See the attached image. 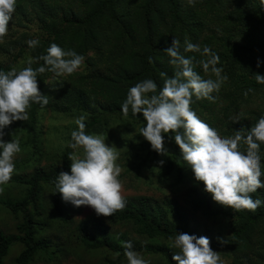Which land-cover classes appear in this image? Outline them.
<instances>
[{"label": "trees", "instance_id": "16d2710c", "mask_svg": "<svg viewBox=\"0 0 264 264\" xmlns=\"http://www.w3.org/2000/svg\"><path fill=\"white\" fill-rule=\"evenodd\" d=\"M29 8L42 30L36 38L39 44L35 48L28 47V50L21 47L13 55L12 62L0 63V70L13 69L26 50L32 53L33 69L43 65L39 57L46 53L51 43L75 50L85 62L83 68L79 67L71 75L51 71L38 74L39 89L48 96L49 102L43 107L33 103L27 109L28 125L33 130L29 144L32 162L38 159L35 124L39 109L66 111L75 108L87 112L90 120L84 122L85 132L101 131L107 113L122 114L121 105L130 87L152 79L158 92L164 80L174 74L176 69L169 64L170 58L164 53L174 37L181 42L182 54L194 58L195 70L203 78L215 79L201 63L206 62L211 53L219 57L216 66L222 69L221 75L227 77L220 91L213 93L214 100L193 97L191 107L201 120L217 129L220 135L230 137L241 128L253 126L264 115V84L257 83L255 78L256 73L264 75V63L257 68V59L264 61L262 0H197L194 6H190L187 0H18V12L26 14ZM185 40L198 44L201 51L184 52ZM205 47L211 52L203 53ZM128 114L132 115L131 111ZM169 137H174V133H167L164 139L176 152L168 168L171 171L178 159L182 164L185 162L174 139ZM71 142L65 147L60 165L34 170L25 181L28 188L21 198L0 201L20 218L12 232L0 227V264H6L11 249L17 245L21 248L15 264H32L40 254L56 259L57 249H52V238L41 233V191L44 183L53 186V209L66 220L61 196L55 193V178L61 171L70 172ZM245 147L241 144L242 151ZM261 151L264 153V145ZM251 195L253 199L264 201V189ZM124 200V208L108 217L131 226L141 237L170 240L176 232L205 236L209 238L213 251H227L234 264L243 261L245 264H264V205L254 211L230 210L235 219L232 234L212 238L191 225L187 210L178 203L169 201L164 208L146 197ZM191 207L207 216L224 212L211 206L206 192L194 197ZM77 239L88 249L105 250L116 254L118 259L125 257L123 243L128 240L133 242L138 253L163 255L165 264H175L172 256L178 251L167 245L129 238L127 233H114L100 218L81 221L77 227ZM102 264H117V260L107 258Z\"/></svg>", "mask_w": 264, "mask_h": 264}, {"label": "clouds", "instance_id": "9594fccd", "mask_svg": "<svg viewBox=\"0 0 264 264\" xmlns=\"http://www.w3.org/2000/svg\"><path fill=\"white\" fill-rule=\"evenodd\" d=\"M17 2L0 0V38L9 30ZM187 3L194 6L197 0H187ZM26 43L35 48L39 41L32 39ZM183 51L200 52L201 49L198 44L185 40ZM210 52L207 47L203 49L205 54ZM164 53L170 58L169 64L176 69L174 74L164 80L158 92L152 79L130 87L121 105L122 114L127 116L131 111L133 116H137L142 113L144 126L140 135L157 154L168 153L164 146L165 134L174 133V137L169 139H174L181 159L192 170L195 181L203 182L204 191L211 194L213 201L235 210H256L264 205V201L253 199L251 195L258 189H264V153L261 151L264 115L253 126L235 131L233 136L220 135L191 107L193 97L214 100L213 93H218L227 80L221 75L222 69L216 66L219 57L211 53L206 62H201L203 69L206 72L210 70L215 76V79H205L195 70L194 58L182 54L180 40L174 37ZM39 59L43 65L35 69L29 63L20 70H0V185L11 179L15 158L21 152L20 142L13 138L12 133L10 140H4L5 129L14 121H26L31 104L43 107L49 102L48 96L39 89L38 74L51 71L71 75L80 67L83 56L75 50L51 43ZM262 63L264 61L257 59V68ZM255 78L257 83L264 84V75L256 73ZM76 124L77 129L71 132L70 147L82 149L83 156L69 154L70 172L61 171L56 175L55 193H59L65 203L75 207L89 206L98 216H112L125 206L119 180L121 168L116 163L118 153L100 135L85 132L84 117H79ZM241 144L246 146L243 151ZM159 163L163 165L164 161ZM170 240V247L178 249L172 256L175 264H221L218 252L210 247L208 237L176 232ZM123 248L128 264H149L134 250L131 240L125 241Z\"/></svg>", "mask_w": 264, "mask_h": 264}, {"label": "rangeland", "instance_id": "374dc122", "mask_svg": "<svg viewBox=\"0 0 264 264\" xmlns=\"http://www.w3.org/2000/svg\"><path fill=\"white\" fill-rule=\"evenodd\" d=\"M42 30L31 8L26 14L15 10L12 21L9 22L7 34L0 38V63L12 62L13 55L21 47L28 50L27 41L36 39ZM24 51L14 64V68L20 70L32 63L31 51ZM85 66L82 61L80 68ZM84 117V122L90 120V114L72 108L66 111H52L48 108L39 109L36 115L35 131L38 134L39 149L34 162L30 159L32 131L29 118L26 121H14L5 129L4 140L18 139L21 152L15 158V171L11 179L0 185V201H13L21 198L28 185L25 182L30 178L35 169H48L52 165L62 163L65 147L71 142V132L77 129L76 120ZM101 131H91L89 134H97L105 139V143L113 147L118 153L117 164L121 168L119 180L122 184L124 199H137L146 197L153 203H158L164 208L167 202L178 203L187 210L192 226L200 232L212 238L229 237L235 225V219L231 216V207L223 206L213 201L211 194L207 193L211 206L214 209L224 210L214 216H207L201 210L194 211L191 200L204 193L203 182H196L194 174L188 165L178 159L171 171H168L171 162L175 159V149L169 142H164L168 153L157 154L151 150L150 143L140 135V129L144 126L142 113L137 116L119 113H107ZM166 135V134H165ZM73 156L82 157V149L72 152ZM163 160V165L159 161ZM54 188L44 183L41 191L43 206L42 235L52 238V249L56 250V259H49L42 254L38 255L32 264H102L107 258L117 260V264H128L127 258H117V255L101 249H88L77 239V227L81 221L90 218H100L106 222L114 233H127L129 238L141 241L153 242L160 245H171V240L157 238L149 240L137 235L131 226L124 225L116 219L98 216L89 206L75 207L61 200L63 214L66 220L59 217L53 209L52 202ZM20 218L16 217L3 204H0V227L7 232H12ZM20 245L14 246L6 259V264H15V257L20 250ZM218 252V251H217ZM149 264H165L166 257L161 254L139 253ZM221 264H234L233 258L227 251H219ZM242 264H245L243 261Z\"/></svg>", "mask_w": 264, "mask_h": 264}]
</instances>
